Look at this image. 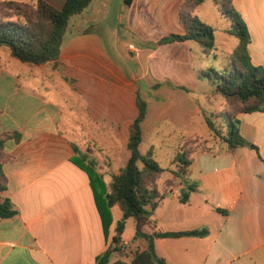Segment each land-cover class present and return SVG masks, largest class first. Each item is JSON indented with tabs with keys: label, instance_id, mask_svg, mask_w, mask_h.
Here are the masks:
<instances>
[{
	"label": "crops",
	"instance_id": "1",
	"mask_svg": "<svg viewBox=\"0 0 264 264\" xmlns=\"http://www.w3.org/2000/svg\"><path fill=\"white\" fill-rule=\"evenodd\" d=\"M44 1L62 9L66 0ZM184 2L93 0L71 19L60 58L43 65L21 62L0 48V138L7 136L0 201L11 200L19 212L0 218V264H97L116 235L118 206L107 241L89 174L73 160L93 167L110 190L130 157L142 83L148 99L140 150L145 130L151 137L147 153L154 156L165 143L155 139L168 136L164 128L182 129L171 155L175 162L183 137L194 136L196 126L201 130L205 112L192 92L202 87L201 68L214 66L209 58L218 47L207 56L192 40L160 43L184 34ZM233 4L251 36L252 63L264 68V0ZM238 118L242 137L257 149L195 152L144 227L147 234L208 230L205 237L156 238L157 255L170 264H264V112ZM167 170L166 181L177 169ZM193 184L197 189L182 202ZM121 240L135 241L123 234ZM138 241L137 250L147 248L148 241ZM117 261L113 255L110 264Z\"/></svg>",
	"mask_w": 264,
	"mask_h": 264
},
{
	"label": "trees",
	"instance_id": "2",
	"mask_svg": "<svg viewBox=\"0 0 264 264\" xmlns=\"http://www.w3.org/2000/svg\"><path fill=\"white\" fill-rule=\"evenodd\" d=\"M92 1L66 0L62 9H56L44 0L30 3L7 0L6 8L13 12L0 20V48H9L11 55L24 63L43 65L58 60L64 35L71 19L82 13ZM205 1L207 0H185L180 11V20L185 29L184 34H172L162 39L160 43L192 40L203 48L207 56H211L216 49L214 29L201 21L195 13ZM131 2L132 0H125L127 5ZM214 2L231 21L232 27L227 32L236 37L239 43L229 56L228 66L220 70L211 66L202 72V77L208 79L215 88L216 94L228 101L238 102L242 104V107L231 116L209 115L205 112V121L208 129L221 139L219 151L241 146H251L257 149L242 137L238 114L264 112V68L252 63L249 53L251 36L233 0H214ZM138 107L139 116L130 126L129 160L118 174L113 175L109 191L103 177L93 167L82 165L76 160L73 161L89 174L107 241L113 224L112 208L118 206L123 215L122 220L134 218L136 221L134 240L148 241L146 249L135 252L131 264H170L157 255L156 238L205 237L208 235V230L157 232L155 234H147L144 231V227L150 222L154 211L167 194V188L171 187L181 175H185L190 164V160H187L190 151L182 147V152L176 156L180 170L173 172L172 179L167 180L163 187L159 186V178L164 169L153 158L152 151L142 154L140 150L143 141L142 123L147 115V102L140 96ZM220 117H223L222 125L217 124V118ZM14 136L18 138L17 133H14ZM6 137L0 138V157L4 151ZM199 150L211 151L213 149ZM5 181L3 162L0 159V191L6 189ZM196 189V185H190L187 188L188 191L185 190L181 194V201L187 202L189 191ZM18 213L11 200L0 201V218H13ZM122 234L123 232L119 233L117 230L107 250L97 257V264H110L113 255L121 251L122 248L118 246V243H120Z\"/></svg>",
	"mask_w": 264,
	"mask_h": 264
},
{
	"label": "rangeland",
	"instance_id": "3",
	"mask_svg": "<svg viewBox=\"0 0 264 264\" xmlns=\"http://www.w3.org/2000/svg\"><path fill=\"white\" fill-rule=\"evenodd\" d=\"M7 0L0 2V20L7 16L12 14L13 11L8 10L6 8ZM200 11V20L204 23L210 25L214 29L215 34V41H216V47H218V51L214 52L216 53V57L214 54L209 58V61L215 62L214 68L217 70L224 69V67L228 66L230 64V52L233 50L234 44H238L239 40L234 37L233 35H230L227 30L232 27L231 21L225 17L223 12L220 10L218 6H216L214 0H207L205 1L202 6L199 8ZM132 43L136 42L134 40H130ZM206 58V57H205ZM139 67L136 63L132 65V68ZM205 67V68H203ZM209 64L206 66L205 63L203 64L201 69H209ZM185 72V71H184ZM185 74H187L185 72ZM149 79H153L151 76H149ZM202 87H200L199 90L192 92L193 97L197 100L200 107H202V111L206 112L207 114H216L220 116H231V114L235 113L236 110L240 109L242 107V104L238 102L228 101L221 97L219 94H216L214 91V87L211 85V83L207 79H202L201 81ZM141 93H142V99L146 100L147 98V87L145 83L141 84ZM203 115V114H202ZM223 118V117H222ZM222 118H217V124L222 125L224 121H222ZM201 124V130L199 126H196L192 129V131H197L194 136H185L184 138V145L182 146L183 149L189 150L190 152L187 155V160L191 158V156L195 153V151H198L199 149H206L211 148L214 151L218 150L220 148V142L221 139L217 137L214 133H212L206 124V121L204 119ZM178 126L181 127V124ZM166 127V126H164ZM179 128V127H178ZM164 134H167L168 136L165 137H159L156 138L155 141H161L162 139L165 141L163 145H161L160 148H158L153 156V158L159 162L160 166L164 168V172L160 175L159 178V186L163 187V185L166 183V177L167 172L169 169L170 171H174V169H177L176 172L180 170L179 168V161L175 160V162H172L171 155L176 152L178 149V140L179 132L183 131L175 130L173 132V129L171 128H164ZM187 131V130H186ZM223 131L224 128H223ZM172 133V134H170ZM225 133V132H224ZM170 134V136H169ZM151 140V137L149 136V133L147 130L144 131V142L141 146V152L144 154H147V151L150 149L149 141ZM156 142V143H157ZM158 144V143H157ZM182 165V164H181ZM184 175H181L179 177L180 179L183 178ZM165 180V181H164ZM114 216L118 219L117 221V227L118 224L121 222V224L124 225L123 228V238L126 240H130L135 235V225L136 221L134 218H128L126 220H122V213L118 207L113 209ZM139 241H134L133 243H130L128 245H124L123 241L120 240V243H118V246L121 247V251L117 252L115 254V258L118 259V261L115 264H121L124 260L132 259L135 251L137 250ZM132 262V260H130Z\"/></svg>",
	"mask_w": 264,
	"mask_h": 264
},
{
	"label": "water",
	"instance_id": "4",
	"mask_svg": "<svg viewBox=\"0 0 264 264\" xmlns=\"http://www.w3.org/2000/svg\"><path fill=\"white\" fill-rule=\"evenodd\" d=\"M123 228H124V225L123 224H121V222L118 224V232L119 233H121V232H123Z\"/></svg>",
	"mask_w": 264,
	"mask_h": 264
}]
</instances>
